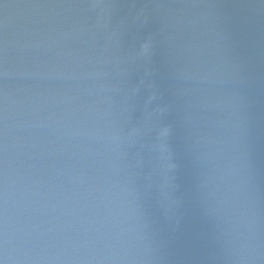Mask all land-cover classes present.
Segmentation results:
<instances>
[{
    "label": "water",
    "instance_id": "water-1",
    "mask_svg": "<svg viewBox=\"0 0 264 264\" xmlns=\"http://www.w3.org/2000/svg\"><path fill=\"white\" fill-rule=\"evenodd\" d=\"M0 264H264V0H0Z\"/></svg>",
    "mask_w": 264,
    "mask_h": 264
}]
</instances>
